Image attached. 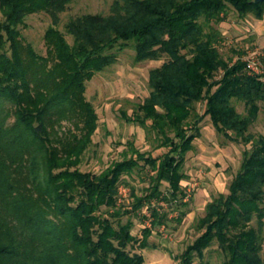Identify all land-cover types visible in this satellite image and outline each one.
I'll use <instances>...</instances> for the list:
<instances>
[{
  "label": "trees",
  "instance_id": "trees-1",
  "mask_svg": "<svg viewBox=\"0 0 264 264\" xmlns=\"http://www.w3.org/2000/svg\"><path fill=\"white\" fill-rule=\"evenodd\" d=\"M74 1L0 0V264H144L143 255L128 248H147L153 232L169 223L168 213L153 210L142 239L122 218L153 200L185 199L183 169L205 117L231 143L252 146L228 194L206 205L200 235L178 264H195L214 243L225 256L222 264H264V137L249 133L264 111V83L245 74L242 55L226 59L218 48V27L230 8L261 21L264 2L116 0L108 15L71 19L69 43L60 16ZM38 13L51 19L45 56L20 31ZM130 45L137 64L165 60L149 73L142 116L129 122L145 129L151 121L150 130L162 139L156 148L168 151L158 158L135 151L100 175L82 173L78 166L99 126L87 83ZM234 100L245 104L246 115ZM203 102L200 116L195 107ZM141 162L155 175L145 195L133 191L127 211L118 203L119 188L124 176L142 170Z\"/></svg>",
  "mask_w": 264,
  "mask_h": 264
},
{
  "label": "rangeland",
  "instance_id": "rangeland-1",
  "mask_svg": "<svg viewBox=\"0 0 264 264\" xmlns=\"http://www.w3.org/2000/svg\"><path fill=\"white\" fill-rule=\"evenodd\" d=\"M115 1L75 0L68 6V10L61 14L59 29L66 34L67 23L85 14L108 15ZM2 21L0 13V22ZM50 25V17L46 13H38L27 17L25 23L20 26L25 42L31 44L43 56L46 55L44 35ZM218 28L222 34L218 48L226 59L237 61L240 55L241 59H245L248 55L256 53L264 60V19L259 21L252 16L241 18L230 8L228 17ZM66 38L69 43H73L71 36L66 34ZM114 52H117V48ZM164 62L163 59L137 64L135 52L130 45L118 53V62L115 65L96 74L87 83L86 98L97 112L99 126L93 137V145L83 155L78 166L80 172L100 175L113 164L132 158L135 151L150 153L154 158L161 157L168 151L165 148H156L162 139L150 130L151 121L147 122L148 128L145 129L140 127V124L129 122L142 116L139 107L150 94L149 73ZM233 105L239 114L246 115L243 102L234 100ZM195 110L203 116L205 103L197 104ZM192 122L189 120V123ZM198 127L201 137L195 141L194 150L188 153L183 169L187 180L183 182L182 187L187 193L186 197L189 196L188 200L184 202V199H180L179 203L172 202L165 207L159 205L162 202L155 200L157 206L168 213L169 223L164 232L167 237L159 228L148 239L147 248L141 249L138 245L128 248L133 254L143 255L144 264L179 263L178 257L200 235L196 228L200 219L205 216L206 205L220 194H228V187L240 170L244 152L251 149L252 145L231 143L218 134L209 117H205ZM249 133L256 139L264 137L263 110L250 127ZM140 165L142 170H136L132 175L123 177L122 186L126 188L128 196L118 203L120 206L124 205L127 211L133 209V191L139 197L145 195L150 186V177L155 175L144 162ZM168 189V185L163 184V193L168 194ZM144 208L145 205L136 213L122 218L123 224L128 221L133 223L132 234L138 239H142V231L147 228ZM181 215L182 221L178 223L177 219L181 218ZM253 226L257 227L256 221ZM224 260L222 250L214 243L205 251L203 258H196L194 263L222 264Z\"/></svg>",
  "mask_w": 264,
  "mask_h": 264
},
{
  "label": "built area",
  "instance_id": "built-area-1",
  "mask_svg": "<svg viewBox=\"0 0 264 264\" xmlns=\"http://www.w3.org/2000/svg\"><path fill=\"white\" fill-rule=\"evenodd\" d=\"M241 60L245 64V67H244L245 74H247L250 77L256 78L259 81H261L262 83H264V60L260 59L256 53H252V54L248 55L247 58L241 59ZM127 196H128V192H127L126 188L124 186H121L119 188V202H122L124 200V198H126ZM188 197H186L187 199L186 198L184 199V202H185V200H188ZM156 202L157 201L153 200L150 203H145V208H144L145 210H143V214L145 215V219L147 221L146 222L147 228H149V229H151L152 225H153V219H154L152 216L153 209L159 213H163L162 209L157 206ZM160 202H162V203H159V205H161L163 207L172 204V201L170 203H168L165 200H160ZM164 202H166L167 204H165ZM173 202H174L173 204H177V201H173ZM155 206H157V207H155ZM166 226H167V224H164L160 227L162 233L165 232ZM165 237H167L166 234H165Z\"/></svg>",
  "mask_w": 264,
  "mask_h": 264
},
{
  "label": "water",
  "instance_id": "water-1",
  "mask_svg": "<svg viewBox=\"0 0 264 264\" xmlns=\"http://www.w3.org/2000/svg\"><path fill=\"white\" fill-rule=\"evenodd\" d=\"M252 2H253L254 4H259V3H263L264 0H252Z\"/></svg>",
  "mask_w": 264,
  "mask_h": 264
}]
</instances>
